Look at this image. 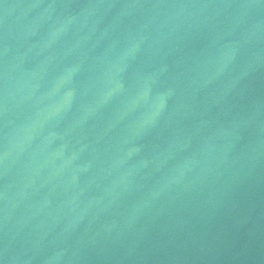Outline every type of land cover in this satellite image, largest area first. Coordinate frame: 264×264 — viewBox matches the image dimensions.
Returning a JSON list of instances; mask_svg holds the SVG:
<instances>
[{
	"label": "water",
	"instance_id": "1",
	"mask_svg": "<svg viewBox=\"0 0 264 264\" xmlns=\"http://www.w3.org/2000/svg\"><path fill=\"white\" fill-rule=\"evenodd\" d=\"M0 264H264V0H0Z\"/></svg>",
	"mask_w": 264,
	"mask_h": 264
}]
</instances>
